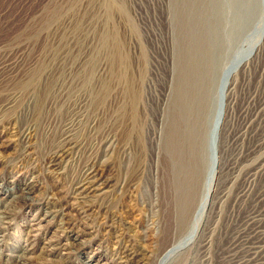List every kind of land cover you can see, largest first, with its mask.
Returning <instances> with one entry per match:
<instances>
[{"label": "rangeland", "instance_id": "obj_1", "mask_svg": "<svg viewBox=\"0 0 264 264\" xmlns=\"http://www.w3.org/2000/svg\"><path fill=\"white\" fill-rule=\"evenodd\" d=\"M166 1L0 0V59L20 51L27 57L0 84V212L10 214L7 225L0 230V264H20V254L26 258L25 264H39L46 259H51V264H120L113 251L114 237L117 235L114 231L125 238L143 241L144 251L141 254L147 258L150 256L149 261H153V253L156 254V250L165 245L169 232L163 223L166 215L163 212L164 204L161 211L150 212L147 200L151 198L155 200L153 202L160 203L159 198L152 197L154 185H160L164 190L166 187L162 141L170 118L161 126V105L170 85L172 92L166 105H175V81L178 80L183 61L180 58L183 47L180 48L178 38H175L178 32L174 31L176 36L171 32L172 25L165 11ZM211 3L204 7L205 15L212 10ZM138 43L155 59L153 66L150 62L143 65L145 69L139 75L142 77L139 83L141 99L136 105L143 106L141 112L146 142L144 155L141 156L140 149H136L141 168L134 175V186L125 187L112 164L117 151L112 146L104 166L98 167L91 175L96 190L101 191H95V197L85 200L95 203L93 205L96 207L94 212L87 213L86 219L79 213V200L67 195H71L72 184L84 165L98 159L99 162L104 160L103 151L111 144L104 146L102 140L107 135L114 136L118 131L114 122L115 107L130 105L128 94L134 88L129 81L134 78L133 72L137 71L135 67L139 63L134 50V45ZM216 53L211 54L210 60L217 74L220 63ZM263 55L264 48L246 69L237 73V86L231 97L234 119L230 132L229 109L227 103L225 105L224 122L217 141L219 162L223 164L244 160L264 132L261 126H257L254 134H249L254 124L250 105L264 102ZM37 71L36 82L35 78L30 80V76ZM171 71H174L172 84ZM28 84L32 87L25 88ZM9 102L15 105L14 110L2 109ZM83 104L108 106L84 109L83 118L73 124L72 131L73 140L82 145L72 149L61 166L52 169L54 171L47 166L46 157L60 140V120L38 121L36 128H32L30 148L19 137L12 135L16 130L23 129L31 119L32 105ZM248 122L251 125L245 131ZM235 136L240 139L235 140ZM193 144L192 147L189 144L191 167L195 164L196 153V144ZM123 162L125 172L127 159ZM246 170L247 167L243 172ZM201 171L202 167H199L197 175L200 173V177L195 179L198 198L201 197L205 181V172L201 174ZM243 174L232 178L226 186L228 201L224 202L218 213L215 211L216 214H213L212 220L218 219L223 233L222 238L211 247L213 252L227 246L231 234L236 233L245 214L253 208V203L249 202L238 209L231 203L234 199L231 197H235L243 185ZM26 186H29L31 194L25 196ZM257 191H264V178L259 182ZM25 197L30 198L28 206H24L22 201ZM103 205H107V210L101 209ZM53 206L64 208V217L59 213H50ZM156 222L163 225L159 231V242H156L157 233L154 230ZM112 226L114 229H111ZM145 227L148 228L147 233ZM53 242L59 244L57 255L48 256L47 247ZM134 245L137 249L136 243ZM199 255L195 257V264H218V253L206 257ZM179 260V264L192 261L188 254Z\"/></svg>", "mask_w": 264, "mask_h": 264}, {"label": "bare ground", "instance_id": "obj_2", "mask_svg": "<svg viewBox=\"0 0 264 264\" xmlns=\"http://www.w3.org/2000/svg\"><path fill=\"white\" fill-rule=\"evenodd\" d=\"M210 2H212L210 6L212 10H210L209 15H205L204 7L209 6ZM165 11L169 18L168 22L172 25L173 31L171 29V32H178V37L174 33L179 43L176 42L180 48L183 47L180 57L183 61H181L178 80L175 81V105H166L172 92L171 85L168 90L166 89L162 100L164 104L161 105L163 116L162 120H159L161 126L170 118L169 124L166 126L167 132L164 141H162L164 142L166 187L164 190V187H159L160 185L154 183L152 197L159 198L160 203L157 204L153 202L155 200L147 198V208L150 212L157 211V209L161 211V205L164 204L165 210L163 209V212L166 215L162 212V215H165L162 219L167 232H169V237L165 245L156 250V254L153 253L154 255L151 257L153 261H149L150 256L147 258L141 254L144 251L143 241H134L131 237L125 238L115 231L114 233L117 235H114L113 251L120 264H179V259L187 254L191 256L192 261L191 263L184 261L183 264H195L194 260L197 255L206 257L213 253H218V264H264V191L259 193L257 191L259 182L264 178V132L263 134L260 133L261 137L257 142L255 141L251 152L248 150L249 155L247 154L248 156L242 161L238 162L237 160L235 163L226 164L225 162L223 164L219 162L217 151L218 134L225 116L226 103L230 118L228 132H230L233 123L234 102L231 97L236 90L237 73L246 69L257 53L264 48V0H167ZM134 50L136 60L139 62L138 66L136 62L137 71H131L134 78H130L131 81H129L134 90L129 91L128 94L131 99L130 105H116L115 107L114 122L117 123L118 131L114 136L107 135L102 140L104 146L111 144L103 151L104 160L99 162L98 159V161H91L92 163L84 165L76 182L72 184L71 195H67L79 200L77 203L81 207L79 213L86 219L88 218L87 213L94 212L96 207L93 205L95 203L92 204V202L85 200L95 197V191H101L98 187L96 190V186L91 181V175L98 167L104 166L107 161L105 158L112 146L117 148L112 164L125 187L134 186L132 183L134 182V175L141 168V160L137 161L136 156L139 149L141 156L144 155L146 142L144 139L143 112H141L143 106L136 105L141 99L139 83L141 84L142 77L139 75H142L144 71H142L143 65L146 66V63L150 62L149 64L153 66L155 59L151 54L148 55L147 49L145 50L141 43L134 45ZM215 53L217 54L216 58H218L216 60L220 63L218 75L210 60L211 54L214 55ZM26 59L25 53L23 54L21 51L3 56L0 59V65H2L0 84L3 82L2 80L11 76L20 63ZM37 74L38 71L35 75L30 76V80H33ZM136 74H138L137 77ZM170 76L171 80H169L172 84L174 71H171ZM36 80L37 78H35V82ZM31 87L32 85L28 84L25 88ZM35 92H37V88ZM106 106L108 105H32L29 117L31 119L24 128L22 127L23 129L16 130L12 135L19 137L21 141L27 144V148H30V143L33 140L32 128H36L38 121L42 123L60 120L59 132L61 131V133L59 136L56 134L60 140H57L58 142L46 157V164L49 169L55 170L61 166L65 158L69 157L72 149L82 145L76 139L73 140L72 131L73 124L78 123L83 118L84 109L86 107L103 108ZM250 106L252 107L254 128L249 129L251 123L248 122L244 130L249 129V134L253 135L255 127L261 126L264 129V102ZM3 108L12 111L15 105L9 102L7 105H3ZM238 139L240 137H236L235 140ZM189 142L191 147L194 145L193 142L196 144L193 167H191L189 160ZM136 149H138L137 152ZM126 159L127 170L124 172L122 164ZM199 167L200 169L202 167V171L205 172V181L202 185L200 198L197 197L195 181L196 178L200 177V173L197 175ZM245 167L247 170L243 172ZM242 173H244L243 185L235 197H231L234 198L231 203L238 209L244 203L247 205L246 202H249L253 203V208L245 214V219L239 229L237 228L236 233L231 234L227 246L213 252L210 250L211 247L223 236L221 228L218 226V219L212 220L213 214L218 213L224 202L228 201L229 193L226 186L233 180L234 176H241ZM29 189V186H26L23 195L31 194ZM22 201H24V206H28L30 198L25 197ZM52 208L53 211L49 210L50 213H59L64 217V208L55 206ZM101 209L107 210V205H103ZM9 217L10 214L6 211L0 212V230L7 225L6 221ZM162 226L160 222H156L154 225V230L156 229L157 233L156 242L161 240L159 231ZM112 228L114 229L113 226ZM147 230L148 228L145 227L146 233ZM133 243H136L137 249ZM57 245H59L58 242L49 244L47 247L48 256L57 255ZM22 257L21 254L18 256L19 263L25 264L27 260ZM50 262H52L51 259H46L45 262L39 264H51Z\"/></svg>", "mask_w": 264, "mask_h": 264}]
</instances>
